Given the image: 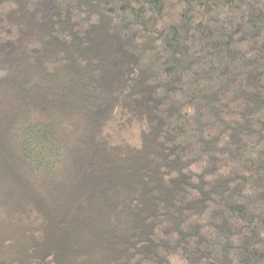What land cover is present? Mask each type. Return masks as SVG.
I'll return each mask as SVG.
<instances>
[{"label":"trees","instance_id":"obj_1","mask_svg":"<svg viewBox=\"0 0 264 264\" xmlns=\"http://www.w3.org/2000/svg\"><path fill=\"white\" fill-rule=\"evenodd\" d=\"M0 264H264V0H0Z\"/></svg>","mask_w":264,"mask_h":264},{"label":"rangeland","instance_id":"obj_2","mask_svg":"<svg viewBox=\"0 0 264 264\" xmlns=\"http://www.w3.org/2000/svg\"><path fill=\"white\" fill-rule=\"evenodd\" d=\"M9 241V236H7L5 228L0 223V247L5 248L4 246H9Z\"/></svg>","mask_w":264,"mask_h":264}]
</instances>
